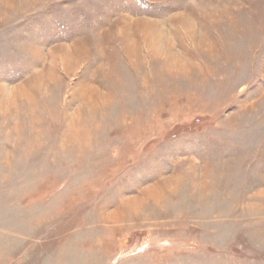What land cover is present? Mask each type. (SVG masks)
I'll list each match as a JSON object with an SVG mask.
<instances>
[{
  "label": "rangeland",
  "instance_id": "obj_1",
  "mask_svg": "<svg viewBox=\"0 0 264 264\" xmlns=\"http://www.w3.org/2000/svg\"><path fill=\"white\" fill-rule=\"evenodd\" d=\"M0 264H264V0H0Z\"/></svg>",
  "mask_w": 264,
  "mask_h": 264
}]
</instances>
